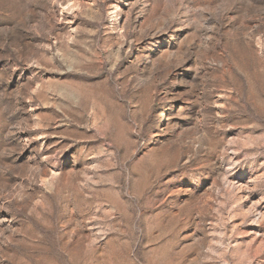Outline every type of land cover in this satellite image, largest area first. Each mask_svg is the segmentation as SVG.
Returning a JSON list of instances; mask_svg holds the SVG:
<instances>
[{
  "label": "rangeland",
  "instance_id": "1",
  "mask_svg": "<svg viewBox=\"0 0 264 264\" xmlns=\"http://www.w3.org/2000/svg\"><path fill=\"white\" fill-rule=\"evenodd\" d=\"M0 264H264V0H0Z\"/></svg>",
  "mask_w": 264,
  "mask_h": 264
}]
</instances>
